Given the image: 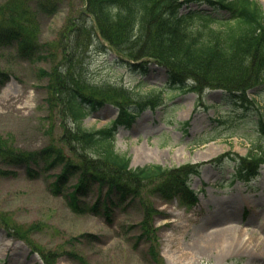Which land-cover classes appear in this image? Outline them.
<instances>
[{
  "label": "rangeland",
  "instance_id": "1",
  "mask_svg": "<svg viewBox=\"0 0 264 264\" xmlns=\"http://www.w3.org/2000/svg\"><path fill=\"white\" fill-rule=\"evenodd\" d=\"M9 1L0 0V9ZM253 1L264 10V0ZM29 7L38 53L23 58L16 43L0 49V70L10 76L0 89V142L6 147L0 149V264H264V165L248 183L235 179L237 157L264 153V85L250 90L255 104L248 109L216 89L171 91L164 69L152 65L141 75L98 35L82 0H29ZM71 77L100 96L162 98L160 107L119 127L116 151L130 157L133 169L200 164L189 183L195 206L165 200L155 191L160 182H149L140 198L122 202L112 195L107 219L108 189L91 184L80 200L85 208L98 203L97 211L75 212L68 195L78 175L55 193L61 166L48 169L39 160L29 164V174L27 164L7 157L53 147L72 163L88 162L65 105L67 87L57 84ZM102 105L84 120L85 129L118 119L116 105ZM223 155L221 164L212 161ZM144 206L154 210L150 241L141 237Z\"/></svg>",
  "mask_w": 264,
  "mask_h": 264
},
{
  "label": "trees",
  "instance_id": "2",
  "mask_svg": "<svg viewBox=\"0 0 264 264\" xmlns=\"http://www.w3.org/2000/svg\"><path fill=\"white\" fill-rule=\"evenodd\" d=\"M92 18L96 32L129 65L141 75H147L152 65L166 71L167 89L195 92L205 88L223 91L238 108L254 105L250 90L264 85V10L253 0H82ZM46 8L45 4H42ZM208 6L210 11L201 9ZM192 6H197L193 9ZM36 16L29 0H12L0 9V49L17 44L21 57L30 59L38 53ZM34 55V56H33ZM10 76L0 70V89ZM67 87L65 105L72 118L74 136L88 157V162L72 163L53 147L30 154L7 152L12 161L27 164L42 161L46 167L61 166L56 175L54 192L62 193L67 179L78 175V181L68 195L73 211L96 212L82 206L91 184L107 187L103 197L106 218L110 219L112 195L122 202L140 198L142 187L160 182L155 191L165 200L179 198L182 204L195 206L198 197L190 189L192 176L200 174V164L165 168L146 165L131 168V159L116 151L119 127L131 126L138 114L162 105V98L149 96L131 100L129 95L100 96L89 86L73 77L57 80ZM116 105L119 117L111 126L89 131L83 122L104 103ZM264 127V124H263ZM5 149L0 142V149ZM15 154V155H14ZM228 155L214 163L221 164ZM235 179L248 183L264 165V153L249 151L237 157ZM154 210L144 206L141 237L152 240L153 230L148 219ZM16 230V228H14ZM153 255V258H158Z\"/></svg>",
  "mask_w": 264,
  "mask_h": 264
}]
</instances>
